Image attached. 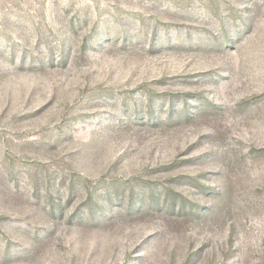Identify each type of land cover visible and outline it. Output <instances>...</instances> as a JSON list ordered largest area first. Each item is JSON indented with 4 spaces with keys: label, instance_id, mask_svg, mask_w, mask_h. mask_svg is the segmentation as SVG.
Here are the masks:
<instances>
[{
    "label": "rangeland",
    "instance_id": "374dc122",
    "mask_svg": "<svg viewBox=\"0 0 264 264\" xmlns=\"http://www.w3.org/2000/svg\"><path fill=\"white\" fill-rule=\"evenodd\" d=\"M0 264H264V0H0Z\"/></svg>",
    "mask_w": 264,
    "mask_h": 264
}]
</instances>
